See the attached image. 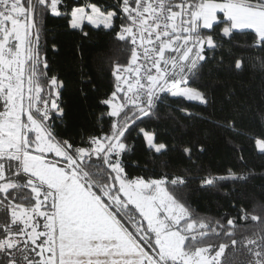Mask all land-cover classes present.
I'll use <instances>...</instances> for the list:
<instances>
[{
	"label": "snow or ice",
	"instance_id": "6c2138e0",
	"mask_svg": "<svg viewBox=\"0 0 264 264\" xmlns=\"http://www.w3.org/2000/svg\"><path fill=\"white\" fill-rule=\"evenodd\" d=\"M50 19L78 37L72 76ZM101 38L123 59L87 55ZM221 71L251 85L208 120L236 153L222 173L200 164L209 134L192 122L206 117L181 103L211 107ZM72 93L83 112L70 120ZM249 118L264 158V0H0V264H233L229 248L264 264V163L234 143ZM198 194L227 209L201 214Z\"/></svg>",
	"mask_w": 264,
	"mask_h": 264
},
{
	"label": "trees",
	"instance_id": "16d2710c",
	"mask_svg": "<svg viewBox=\"0 0 264 264\" xmlns=\"http://www.w3.org/2000/svg\"><path fill=\"white\" fill-rule=\"evenodd\" d=\"M63 21L50 19L47 21V28L49 30V39L55 38L61 51L58 55L53 57L55 65L67 75H73V69L77 62V52L75 51L76 45L78 43V37L72 35L67 31L63 26ZM241 41L246 39L245 37L240 38ZM85 52L91 58L105 59V58H119L123 59V54L119 52L114 46H109L104 43V39L101 38L100 41H90L85 46ZM220 80L222 84L218 85L213 93L212 106L208 109H204L203 106H199L196 103L188 104L187 102H181L189 107L190 111L196 115H203L206 117L204 120H196L192 123L195 124V127L201 132L207 131L209 134V151L200 156V164L205 167L212 169L216 172L222 173L226 167L232 166L235 163H238L236 159V153L233 150L232 144L226 143L224 141L222 133L218 132L211 124L208 123V120L214 119L216 117H221L224 115L230 114V105L226 100V94L229 88H234L237 91L241 98L248 95L246 89L251 87L247 82V77L243 76H234L226 71L219 72ZM68 104L70 107L71 115L69 117L72 120L74 117L80 116L83 112V106L76 97L75 93H72L68 98ZM170 104L171 107L169 110L178 109L179 105L171 103L170 101L166 103ZM172 115L175 121H178L181 124H184L186 121L184 119V114L179 111H173ZM153 123V126H155ZM259 121L254 118H249L241 123L240 135L235 138L234 143L237 147H243L245 149L244 155L248 159L250 165H255L257 168L260 164L264 163V158L259 157L251 148L248 137L254 132L260 130ZM174 127L173 120H167L160 122V133L161 136L165 139H172L176 133L172 131ZM141 159V166H147L150 170L153 169V165L148 162L145 165L144 161L146 158L142 153H138ZM162 162H166L169 168L173 167H183V162L180 160L179 156L176 153H169L168 156L161 158ZM155 171H161L160 168H155ZM260 180H255L251 182L249 187H255L256 191H259ZM231 185H228L223 189L224 191L229 190ZM193 206L197 208L201 214L205 213H215L219 206H224L227 209L228 201L221 197H209L207 195H196L194 197ZM243 231V229H241ZM232 260L233 264H244L246 256L242 255L240 252H233L231 248L226 249L225 257Z\"/></svg>",
	"mask_w": 264,
	"mask_h": 264
}]
</instances>
